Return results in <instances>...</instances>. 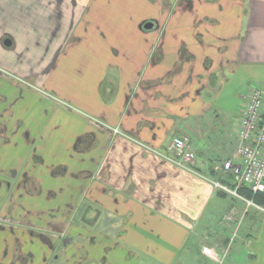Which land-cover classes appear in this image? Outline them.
I'll use <instances>...</instances> for the list:
<instances>
[{"label": "crops", "instance_id": "1", "mask_svg": "<svg viewBox=\"0 0 264 264\" xmlns=\"http://www.w3.org/2000/svg\"><path fill=\"white\" fill-rule=\"evenodd\" d=\"M0 16L17 44L0 46V264H52L66 238L55 264H264V205L215 187L239 120L211 137L220 79L264 89V0H0Z\"/></svg>", "mask_w": 264, "mask_h": 264}, {"label": "built area", "instance_id": "2", "mask_svg": "<svg viewBox=\"0 0 264 264\" xmlns=\"http://www.w3.org/2000/svg\"><path fill=\"white\" fill-rule=\"evenodd\" d=\"M237 156L241 163L228 161L223 173L232 179V185L215 183L223 193L246 200L238 190L246 188L264 194V89L253 88L246 98L237 128ZM174 162L181 168H190L196 162L188 137H174L169 146ZM234 186V187H231Z\"/></svg>", "mask_w": 264, "mask_h": 264}, {"label": "rangeland", "instance_id": "3", "mask_svg": "<svg viewBox=\"0 0 264 264\" xmlns=\"http://www.w3.org/2000/svg\"><path fill=\"white\" fill-rule=\"evenodd\" d=\"M251 88L261 89L258 83L249 77L236 75L234 77L228 76L227 80L223 78L219 80L216 91L211 95V137L221 135V132L215 128L219 124L223 126L224 131L229 132L234 129L235 123L240 118L241 109L246 102L247 91ZM233 161L238 164L241 163L240 158L235 154ZM219 179L221 180L220 175Z\"/></svg>", "mask_w": 264, "mask_h": 264}, {"label": "flooded vegetation", "instance_id": "4", "mask_svg": "<svg viewBox=\"0 0 264 264\" xmlns=\"http://www.w3.org/2000/svg\"><path fill=\"white\" fill-rule=\"evenodd\" d=\"M12 35H13L12 33L9 34V32L7 31L6 23H5V21H3V18L0 16V44H1L0 46L3 49H5V50L16 49L17 44H14L13 39H12ZM0 74L8 75V73L2 69H0ZM31 78H34V77L31 76ZM30 79H28V80L31 81ZM52 228L55 229L54 231H56V233H62V231L65 229V226H55ZM70 242L71 241L69 238L63 239V241L60 242L61 243L60 249H58L56 251L57 253H54V255L51 259L52 264H55V262L57 263L58 256L61 252L60 250H62V248L65 250V248L70 244ZM15 260L18 261L19 259L15 258Z\"/></svg>", "mask_w": 264, "mask_h": 264}, {"label": "trees", "instance_id": "5", "mask_svg": "<svg viewBox=\"0 0 264 264\" xmlns=\"http://www.w3.org/2000/svg\"><path fill=\"white\" fill-rule=\"evenodd\" d=\"M229 185H232V184H229ZM231 187H234V186H231ZM238 193L242 197H244L246 200L253 202L254 204H256L258 206L264 205V194H262V193L253 192V191L246 189V188H240L238 190Z\"/></svg>", "mask_w": 264, "mask_h": 264}, {"label": "water", "instance_id": "6", "mask_svg": "<svg viewBox=\"0 0 264 264\" xmlns=\"http://www.w3.org/2000/svg\"><path fill=\"white\" fill-rule=\"evenodd\" d=\"M153 28V24L151 23H148L145 25V29L149 30V29H152Z\"/></svg>", "mask_w": 264, "mask_h": 264}]
</instances>
